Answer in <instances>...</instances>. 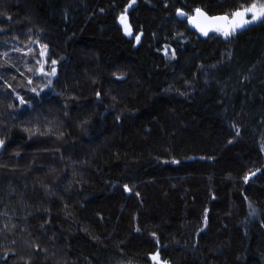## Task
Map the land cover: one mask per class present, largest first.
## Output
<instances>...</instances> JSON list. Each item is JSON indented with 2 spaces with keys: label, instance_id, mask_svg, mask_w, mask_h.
<instances>
[{
  "label": "trees",
  "instance_id": "16d2710c",
  "mask_svg": "<svg viewBox=\"0 0 264 264\" xmlns=\"http://www.w3.org/2000/svg\"><path fill=\"white\" fill-rule=\"evenodd\" d=\"M130 2L0 0V64L14 65L0 75L14 86L20 72L32 76L39 41L59 61L53 85L62 93L45 91L22 116L0 103V138L8 141L0 151V225H17L0 241V257L8 252L0 264H153L157 250L170 264H264V21L228 40H204L176 18L177 8L219 15L251 0H136L127 36L117 18ZM178 32L182 43L173 39ZM165 45L176 59L164 55ZM85 118L91 124L81 129ZM37 126L52 134L29 139L23 129ZM25 240L47 254L31 255Z\"/></svg>",
  "mask_w": 264,
  "mask_h": 264
},
{
  "label": "snow or ice",
  "instance_id": "6c2138e0",
  "mask_svg": "<svg viewBox=\"0 0 264 264\" xmlns=\"http://www.w3.org/2000/svg\"><path fill=\"white\" fill-rule=\"evenodd\" d=\"M136 4V0H131V2L123 9V11L118 16L119 24L122 26L124 34L127 36H132L133 31L132 27L129 23V16H128V10L132 8V6ZM168 5L165 4V7ZM101 13L104 12V9H99ZM6 15L5 12H0V16ZM175 16L179 21H186V25L190 26L191 28H194L196 31H198L201 35L208 37L210 33H215L220 36H222L225 40H228L233 35H237L240 31H243L246 27L257 23L264 21V0H251L250 3L247 5H240L237 8H234L233 11L230 13H223L219 15H211L209 14L208 10H205L203 7H195L194 9H191L190 12H186L183 9L177 8L175 11ZM7 19L11 21L12 17L7 16ZM0 31H4V29H0ZM142 32L138 35H135V41L136 44H139L141 42V36ZM173 39L177 40L178 42H184L186 40V37L184 33H176L173 36ZM33 43H37L39 46V58L36 59V64L38 67L35 69L29 67L27 69L28 72H31L32 76H24L23 72H20V76L24 78L23 81L20 83H17L15 86L9 82V80L4 79L2 75H0V80H3V84L0 85V95L3 96V99H0V103H4L5 101H8L7 108L11 110L10 113H18L19 115H25V112L23 109L25 106L28 110L34 111L39 105H41L44 101L42 99V94L45 93V91L53 92L55 93L53 81L54 78L58 76V69L57 65L59 61L57 59H53L49 56V46L44 43H40L39 41H34ZM14 51L21 52L22 50L20 48H15ZM33 52V49L31 47L28 48L26 52H24V55L27 56ZM163 53L166 57L169 59H176V49L171 48L170 45H165L163 49ZM4 57L8 56V52H4L2 54ZM14 67V65L10 64L7 60L4 61L3 64H0V69H3L7 71L9 68ZM203 66H201L202 68ZM19 72V69H17ZM115 75V74H114ZM34 76H39L44 78L43 84H34ZM116 80L123 81L126 79L123 75H116ZM248 78L245 77V80ZM11 80L15 81L16 76H11ZM18 89H23L25 93H30L31 95L21 94V91ZM165 91H171V88L165 89ZM177 94L181 96L187 95V90L184 92H180L177 90ZM55 95L59 96L62 95V93H55ZM97 99L101 97V92L97 91L95 93ZM9 97H12V100L9 101ZM71 99V97H70ZM113 100H115V97H113ZM65 108H67V105H65ZM65 115L67 116L68 113L65 111ZM117 121L120 120L119 115L116 117ZM48 124H52L53 121H48ZM91 124L90 119H83L81 120L78 127L81 129H84L86 126ZM233 129L235 130V135L237 137L240 136V129L237 125H232ZM24 132L29 134V139H31L32 136H49L52 134L53 129L46 128V130L41 131L40 127H25L23 129ZM6 135V133H5ZM63 133L61 132L60 135L57 137V139H61L63 137ZM231 143V141H229ZM8 147V141L6 139L0 138V151H3ZM16 155H19V153H16ZM164 163H169V161H164ZM171 163L173 164H179V160H172ZM260 170L257 169L254 172H249L248 174H245L243 176V182L245 184H248L250 180L256 176V173ZM45 187V194L49 195L47 185H44ZM59 187V185H57ZM71 185H69V188ZM124 190L126 192L131 193L132 189L125 184ZM135 195L139 196V193H136ZM67 208V205L64 206ZM251 207V206H250ZM37 212L45 214L49 217L52 216L51 210L49 208H41L39 205H37ZM29 216L33 215V213H28ZM65 215L67 216L68 213L66 212ZM252 215H255V210H253ZM9 220H11V217H9ZM202 222L204 226H207L209 223V217H208V209H205L203 212V218ZM45 225H48V227H45ZM41 228V236L44 239H49L47 237V232L51 230V219L44 220V222L40 225ZM17 229L16 224H10V223H4L0 225V241L8 240L10 235H14ZM20 231L27 232V228H21ZM136 232H140L141 229L137 227L135 229ZM203 231V228L201 229ZM31 235V233H29ZM150 235L156 239V243L159 244V238L157 237L156 232L150 233ZM55 238V237H53ZM24 245L26 248L31 250V255H38L40 253L47 254L48 249L45 247H42L40 243H37L36 240L28 241L25 240ZM11 244L15 246L17 244V241L15 239L11 240ZM15 255V253H12ZM7 261L8 258V252H5L3 257H0ZM20 259H23V257H20ZM150 259L153 261V264H170V261L161 259L160 251L157 250L155 253L150 254ZM25 264H30V259L25 262Z\"/></svg>",
  "mask_w": 264,
  "mask_h": 264
},
{
  "label": "water",
  "instance_id": "95a60500",
  "mask_svg": "<svg viewBox=\"0 0 264 264\" xmlns=\"http://www.w3.org/2000/svg\"><path fill=\"white\" fill-rule=\"evenodd\" d=\"M187 27L189 28V30L193 31L198 37H200L201 39H204V40L207 39L209 36L215 34V33H210L208 37H205V36L201 35L198 31H196L194 28H191L190 26H187Z\"/></svg>",
  "mask_w": 264,
  "mask_h": 264
},
{
  "label": "rangeland",
  "instance_id": "374dc122",
  "mask_svg": "<svg viewBox=\"0 0 264 264\" xmlns=\"http://www.w3.org/2000/svg\"><path fill=\"white\" fill-rule=\"evenodd\" d=\"M119 22V21H118ZM122 27V26H121ZM123 29V28H122Z\"/></svg>",
  "mask_w": 264,
  "mask_h": 264
}]
</instances>
